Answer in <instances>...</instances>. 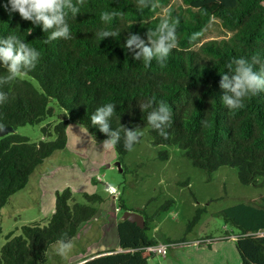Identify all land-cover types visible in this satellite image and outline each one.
I'll return each instance as SVG.
<instances>
[{"label": "trees", "instance_id": "obj_1", "mask_svg": "<svg viewBox=\"0 0 264 264\" xmlns=\"http://www.w3.org/2000/svg\"><path fill=\"white\" fill-rule=\"evenodd\" d=\"M140 2L84 0L81 11L66 19L71 38L47 43L51 29L44 32L42 25L33 26L0 8V37L15 36L41 52L32 67L21 66L19 78L12 77L0 61V93L4 94L0 127L15 128L0 137V212L48 157L67 148L71 122L83 126L98 142L111 139L91 122V116L109 102L114 104L109 130L118 134L114 146L118 156L128 152L127 133L147 127L153 144L177 145L208 173L222 165L235 166L244 184L264 175V91L232 111L225 97L234 94L221 86L223 75L232 80L234 61L241 57L255 71L264 72V0H147L148 7L143 9ZM104 11L117 15L105 21L101 19ZM166 18L170 23L179 20L177 44L163 66L154 56L145 67L143 56H136L140 49L126 47V41L136 34L152 46L149 36ZM216 19L225 34L207 37ZM105 29L116 30L118 35L99 39L97 34ZM228 62H233L232 69L225 67ZM54 100L63 110L55 125V139L31 141L17 132L20 126L53 116ZM161 101L169 106V120L157 121L160 127L156 128L148 117L159 111ZM42 131L52 135L47 125ZM140 138L131 141L132 148ZM162 156L168 157V152ZM85 198V203L74 200L70 187L57 191L55 211L47 223L26 224L20 234H8L0 264H47L52 245L71 243L81 225L107 203L97 192H85ZM120 207L128 210L124 204ZM221 215L239 231L235 241L241 264H264V196L258 204L235 205ZM2 229L0 222V234ZM147 229L146 218L144 227L122 219L118 223L120 249L98 251L71 264H149L154 253L147 247L159 241Z\"/></svg>", "mask_w": 264, "mask_h": 264}, {"label": "rangeland", "instance_id": "obj_2", "mask_svg": "<svg viewBox=\"0 0 264 264\" xmlns=\"http://www.w3.org/2000/svg\"><path fill=\"white\" fill-rule=\"evenodd\" d=\"M207 32V37L221 38L225 34L218 19L211 23ZM52 105L56 107L53 116L33 125L20 126L17 132L31 141L46 137L55 139V125L61 120L63 110L55 100ZM45 125L52 135L43 134L42 127ZM139 132L144 135H140L132 151L118 156L115 147L104 146L108 140L98 142L83 126L71 122L68 128L70 147L57 150L48 157L31 175L26 187L12 195L1 210L3 229L0 234V252L10 232L16 235L22 232L23 225L47 223L55 208L51 205L47 207L41 198L45 179L40 176L57 164H70L71 167L65 168L70 178L67 175L60 177L61 174L57 173L48 178V187L61 190L67 178L72 185L70 188L74 200L85 203V192H97L106 198L107 203L100 205L97 214L81 225L78 235L70 243L72 249L67 258L56 252L61 243H55L48 251L47 264L73 263L99 250L111 249L108 244L113 242L114 236L117 238V223L124 214L120 203L128 210L143 214L148 221L147 234L158 241L182 242L177 239L185 237L214 238L212 243H216L217 251L210 253L207 264H241L235 239L232 238L239 231L225 221L221 212L242 203L258 204L264 196V175L258 176L254 183L244 184L235 166L222 165L208 173L195 166L177 145L153 144L149 128H141ZM75 151L88 157L82 160ZM164 151L168 152V157L162 156ZM78 168L86 169V175L77 177ZM108 184L115 187L116 191L111 192ZM197 215L199 217L195 220ZM171 250L167 257L153 255L149 263L169 264L175 260L176 254H179L183 264L202 262V257L190 261L182 258L181 249L175 252Z\"/></svg>", "mask_w": 264, "mask_h": 264}, {"label": "clouds", "instance_id": "obj_3", "mask_svg": "<svg viewBox=\"0 0 264 264\" xmlns=\"http://www.w3.org/2000/svg\"><path fill=\"white\" fill-rule=\"evenodd\" d=\"M84 0H0V8H3L10 16L18 14L22 20L30 21L33 26L42 25V30L48 32L50 35L45 43L59 37L71 38L69 23L66 19L69 15L75 17L81 11ZM139 7L143 9L148 7L147 0H141ZM117 15L116 12L104 11L101 13V19L111 21ZM179 24V20L169 22L166 18L158 27H156L149 36V41L152 46H149L145 40L141 39L138 35L132 34L126 41V47L139 48L140 52L136 56H143L145 67L149 66L156 57V63L163 66L170 53V49L174 48L177 44V34L175 29ZM32 31L30 28L29 33ZM118 35L116 30L105 29L100 31L97 36L99 39L108 36ZM155 37V38H153ZM41 58V52L21 40L13 36L10 39L0 37V61L3 66H6L11 73L12 77L19 78L22 73L21 66L32 67L34 61ZM234 63L237 65L235 68V75L229 81L227 75H223L221 86L230 88L234 94L232 97H225V103L232 111L242 109L246 98L256 96L259 91H264V72H257L254 70L252 63L247 59L241 57L236 59ZM225 67L232 69L233 62H228ZM243 98V99H242ZM4 100V94L0 93V104ZM147 107V105H145ZM114 114V104L109 102L105 106L99 108L94 115L91 116L93 125L99 127L103 133H109L111 139L105 142V147L112 148L117 143V133H110L108 118ZM170 109L166 102L161 101L158 112H153L148 120L150 124L156 128L160 127L159 122L169 120ZM138 135H144L143 132L127 133V141L125 147L128 151H132L131 141L135 140ZM109 185V184H108ZM111 185H109L110 187ZM108 187V188H109ZM236 237V235H234ZM210 240H213L212 238ZM208 240L204 238L200 243H206ZM173 242V241H169ZM166 243V242H159ZM179 244L181 242H174ZM158 244V243H157ZM72 245L61 243L56 252L67 258ZM155 255V253H154Z\"/></svg>", "mask_w": 264, "mask_h": 264}, {"label": "crops", "instance_id": "obj_4", "mask_svg": "<svg viewBox=\"0 0 264 264\" xmlns=\"http://www.w3.org/2000/svg\"><path fill=\"white\" fill-rule=\"evenodd\" d=\"M69 147H70V137H69L68 146L65 149H68ZM81 151H82V149H81ZM75 152L78 153V156L82 157V160H84L86 157H88V156L85 157L83 155V153L82 154L79 153L80 151H75ZM68 167H71V165L70 164H61V165L57 164L55 167L50 168V170L48 169V170L42 172L40 178L42 179V176H43V178L45 180L43 181V185H42L44 192L43 191L41 192L42 193L41 194V198H43L45 200L44 204L47 205V207H49V205H51L52 207L54 206V208H55V204H56V195H55V193H56V191L59 190V189H56L53 186L48 187V185H47L48 178L52 177L53 175H56L57 173L61 174L60 177H66V175H67V177L70 178L69 173L65 172V168L68 169ZM78 171H79V174L77 175V177H82L81 174L86 175V173H87L86 169L78 168ZM84 179H87V176H84ZM65 180H66V183H62L61 190L64 189L65 187L72 186L68 182L69 179L66 178V179H64V181ZM41 184H42V182H41ZM107 187H109V185H107ZM46 192H48V193L46 194ZM49 209L51 210V207ZM54 211H55V209H54ZM118 223H117V228H116L117 238H115V236H114L113 242L108 244L111 247V249H114V248L120 249V240H119V236H118ZM232 238L236 240L235 236L232 237ZM203 239L204 238L197 239L196 237H194V238L193 237L192 238L185 237L184 239L180 238V239H177V240H181L182 242L172 246L170 248V250L172 249L171 251L175 252L177 249H181V253H183V255H184V256L182 255L183 259L185 257L186 259H189L190 261H193L194 258L199 256V257H202L201 264H207V263H209L207 257L209 255H211L210 253H213V252L217 251V245H216V243L213 244L212 242L209 243V244L205 243V244L199 245L200 241L203 240ZM212 241H215V240H212ZM159 242H161V241H159ZM173 242H175V241H173ZM235 245H236V241H235ZM103 250H109V248L102 249V250H99V251H103ZM157 255H160V254H157ZM169 255H170V251H169V253L166 256H163V257H167ZM175 257H176L175 260H171L172 262H170L169 264H183L179 254H176ZM80 260H82V259H80ZM80 260H78V261H80ZM78 261H75L73 263H77ZM67 264H71V263H67ZM198 264H200V263H198Z\"/></svg>", "mask_w": 264, "mask_h": 264}, {"label": "water", "instance_id": "obj_5", "mask_svg": "<svg viewBox=\"0 0 264 264\" xmlns=\"http://www.w3.org/2000/svg\"><path fill=\"white\" fill-rule=\"evenodd\" d=\"M15 132V128L13 126H2L0 127V137L8 135L10 133ZM120 169L122 170V165L118 162ZM123 219L130 220L132 222H136L139 226L144 227L145 225V217L143 214L138 213L133 210H125L123 214Z\"/></svg>", "mask_w": 264, "mask_h": 264}, {"label": "built area", "instance_id": "obj_6", "mask_svg": "<svg viewBox=\"0 0 264 264\" xmlns=\"http://www.w3.org/2000/svg\"><path fill=\"white\" fill-rule=\"evenodd\" d=\"M111 192L116 191V188L113 186L109 187ZM201 242V241H200ZM176 245L174 242H167V243H158L154 245H150L147 248L151 250L155 254H160L166 256L172 246Z\"/></svg>", "mask_w": 264, "mask_h": 264}]
</instances>
